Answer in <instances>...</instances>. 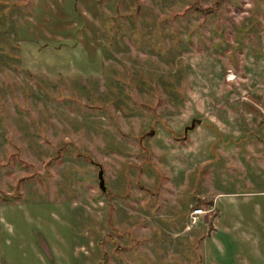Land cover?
I'll use <instances>...</instances> for the list:
<instances>
[{
  "label": "rangeland",
  "instance_id": "obj_1",
  "mask_svg": "<svg viewBox=\"0 0 264 264\" xmlns=\"http://www.w3.org/2000/svg\"><path fill=\"white\" fill-rule=\"evenodd\" d=\"M262 188L264 0H0V264H264Z\"/></svg>",
  "mask_w": 264,
  "mask_h": 264
},
{
  "label": "water",
  "instance_id": "obj_2",
  "mask_svg": "<svg viewBox=\"0 0 264 264\" xmlns=\"http://www.w3.org/2000/svg\"><path fill=\"white\" fill-rule=\"evenodd\" d=\"M201 122L200 118H190V123L187 127L184 128V130L186 129H190L191 127H193L195 124H199ZM96 177L98 178V186H99V190H103L104 189V185H103V179L101 178V170H98Z\"/></svg>",
  "mask_w": 264,
  "mask_h": 264
},
{
  "label": "built area",
  "instance_id": "obj_3",
  "mask_svg": "<svg viewBox=\"0 0 264 264\" xmlns=\"http://www.w3.org/2000/svg\"><path fill=\"white\" fill-rule=\"evenodd\" d=\"M201 212H202L201 209L193 208L192 213L190 215L192 216V218H194L195 217V214L201 213Z\"/></svg>",
  "mask_w": 264,
  "mask_h": 264
},
{
  "label": "crops",
  "instance_id": "obj_4",
  "mask_svg": "<svg viewBox=\"0 0 264 264\" xmlns=\"http://www.w3.org/2000/svg\"><path fill=\"white\" fill-rule=\"evenodd\" d=\"M262 195H264V188H262V191L260 192V196H262ZM229 263L231 262V260L230 261H228ZM212 264H217L216 262H213ZM226 264H228V263H226ZM230 264H233V262L232 263H230Z\"/></svg>",
  "mask_w": 264,
  "mask_h": 264
}]
</instances>
